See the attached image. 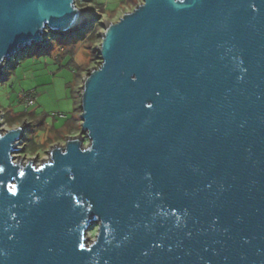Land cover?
Listing matches in <instances>:
<instances>
[{
  "label": "water",
  "instance_id": "95a60500",
  "mask_svg": "<svg viewBox=\"0 0 264 264\" xmlns=\"http://www.w3.org/2000/svg\"><path fill=\"white\" fill-rule=\"evenodd\" d=\"M95 21L0 0V75ZM103 28L78 136L37 165L29 125L0 129V264H264V0H143Z\"/></svg>",
  "mask_w": 264,
  "mask_h": 264
},
{
  "label": "rangeland",
  "instance_id": "374dc122",
  "mask_svg": "<svg viewBox=\"0 0 264 264\" xmlns=\"http://www.w3.org/2000/svg\"><path fill=\"white\" fill-rule=\"evenodd\" d=\"M124 1L77 0L79 7L90 8L94 13L96 21L87 30L90 35L97 26L95 44L78 38L69 41L62 40L67 37H56L44 51L28 49L5 65L0 75V129L9 130L23 123L29 125L20 143L23 150L15 154L17 161L27 163L35 159L38 165L48 160L50 149L64 146L68 137L80 134L81 122L77 121H81L82 112L81 81L92 68L101 66L97 48L104 33L103 24L118 22L143 0L137 6L127 5ZM71 50H75L74 57L70 55ZM24 95L33 97L35 106L28 107ZM57 132L65 137L50 143L56 139ZM96 234L97 226L89 231V240H94Z\"/></svg>",
  "mask_w": 264,
  "mask_h": 264
},
{
  "label": "trees",
  "instance_id": "16d2710c",
  "mask_svg": "<svg viewBox=\"0 0 264 264\" xmlns=\"http://www.w3.org/2000/svg\"><path fill=\"white\" fill-rule=\"evenodd\" d=\"M91 1V0H90ZM139 1H141V0H125L123 3H126L127 5H135V6H137V3L139 2ZM122 3V4H123ZM98 18V17H97ZM96 25H95V28H94V30L92 31V33L89 35V33H88V30H86V31H82V32H78L77 33V35H75V36H72V37H70V38H67V39H62V40H69V41H71V40H73V39H75V38H78L79 40H89L91 43H92V45L93 44H95V42H96V40H97V34H96ZM50 45H51V43H50ZM49 45V46H50ZM48 48V47H47ZM46 48V49H47ZM42 51V50H41ZM70 55L72 56V57H74L75 56V50H71L70 51ZM80 73H81V69H80V72H79V74H78V77L80 78ZM82 82V81H81ZM27 96H30V95H27ZM24 99V98H23ZM81 121L80 120H78L77 121V123H80ZM79 131V130H78ZM72 132L73 131H71V132H69V134H72ZM75 133V132H74ZM65 137V135H62L60 132H57V137H56V139L55 140H50L49 142L50 143H52V142H55V141H57V140H59V139H61V138H64Z\"/></svg>",
  "mask_w": 264,
  "mask_h": 264
},
{
  "label": "built area",
  "instance_id": "2783aa9c",
  "mask_svg": "<svg viewBox=\"0 0 264 264\" xmlns=\"http://www.w3.org/2000/svg\"><path fill=\"white\" fill-rule=\"evenodd\" d=\"M24 98L26 99V103H27L28 107L35 106L36 101H35V99L33 97L24 95Z\"/></svg>",
  "mask_w": 264,
  "mask_h": 264
}]
</instances>
